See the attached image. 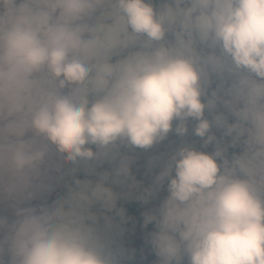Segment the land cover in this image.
<instances>
[{
  "label": "clouds",
  "instance_id": "1",
  "mask_svg": "<svg viewBox=\"0 0 264 264\" xmlns=\"http://www.w3.org/2000/svg\"><path fill=\"white\" fill-rule=\"evenodd\" d=\"M121 199L155 264H264V0H0V264H123Z\"/></svg>",
  "mask_w": 264,
  "mask_h": 264
},
{
  "label": "rangeland",
  "instance_id": "2",
  "mask_svg": "<svg viewBox=\"0 0 264 264\" xmlns=\"http://www.w3.org/2000/svg\"><path fill=\"white\" fill-rule=\"evenodd\" d=\"M214 87L213 85H211ZM191 130L189 129L188 133H190ZM188 133L184 136V140H177L178 137L174 135V133L170 132L169 137L175 138L170 142H176L175 148L179 146L182 143H188L192 144L190 141V137ZM219 135V134H218ZM167 140L160 143L159 146H157L155 149V155L157 154H168L170 151L174 150L171 146H167L165 148V143ZM147 170L142 169L140 172L136 173L137 179H142L147 183L148 177L143 173ZM63 184H58L56 189L53 190V193H57L58 189L61 188ZM155 202H151L150 204H142L139 201H136L135 199H121L118 201V206H122L125 208V212H127L129 209H132L133 212L127 216L128 219L125 221L124 228L125 231L117 238L118 244L124 248L129 255H127L124 258V262H133L135 264H155V255L152 252L151 249H149L147 252L145 251H139L142 242L145 240V236L148 230H150L151 226L149 225L148 228H142V213L147 210V208L153 206ZM137 251V252H135Z\"/></svg>",
  "mask_w": 264,
  "mask_h": 264
},
{
  "label": "trees",
  "instance_id": "3",
  "mask_svg": "<svg viewBox=\"0 0 264 264\" xmlns=\"http://www.w3.org/2000/svg\"><path fill=\"white\" fill-rule=\"evenodd\" d=\"M213 86H215L214 85V83H213ZM189 129L191 130V122H189ZM219 133H217V135H218ZM175 135V134H174ZM188 135H189V137H190V141L192 142V145L193 146H195V147H197V148H200V147H202V142H201V140L199 139V138H197V137H195V136H193L192 135V132H190V133H188ZM175 136H177V135H175ZM175 136L174 137H169L168 136V141L165 143V148H167V146H171L173 149H175V144H176V142L174 141V142H172V143H170L174 138H175ZM178 137V141L179 140H184L185 139V137H179V136H177ZM167 140V138L164 140V141H166ZM164 141H162V142H164ZM161 142V143H162ZM157 146H159V144L158 145H156V146H154L152 149H150L149 151H147V152H143V151H139V150H137L135 153H134V155H135V163L133 164V167H132V171H133V173L136 175V173L137 172H140L142 169H146L147 168V166H148V161H149V159L152 157V156H155V148L157 147ZM204 150H206V151H211V145H209V146H207L206 148H204ZM146 173V171L143 173V175ZM62 188H63V186L61 187V188H59L58 189V191H60V190H62ZM57 191V192H58ZM56 193H53L52 192V194L51 195H55ZM133 212V210L132 209H129L127 212H125V214H126V217L127 216H129L131 213ZM143 240H145V239H143ZM149 249H151L150 248V246L146 243V240L144 241V242H142V244H141V246H140V248L138 249L139 251H145V252H147ZM135 252H137V251H135ZM123 264H135V263H133V262H124L123 261Z\"/></svg>",
  "mask_w": 264,
  "mask_h": 264
}]
</instances>
